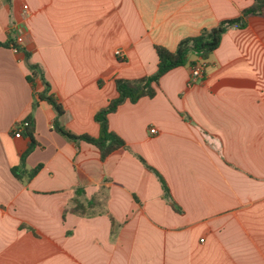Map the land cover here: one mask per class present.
<instances>
[{
	"label": "crops",
	"instance_id": "0c3cea01",
	"mask_svg": "<svg viewBox=\"0 0 264 264\" xmlns=\"http://www.w3.org/2000/svg\"><path fill=\"white\" fill-rule=\"evenodd\" d=\"M253 3L0 0V43L41 68L63 128L96 138L93 116L117 97L115 79L154 74V46L174 51ZM204 62L196 83L188 66L173 69L154 98L110 114L127 149L101 161L53 131L48 104L32 108L41 83L26 80L22 51L0 47V264H264V9ZM28 117L37 146L25 168H41L20 181L11 169L29 139L12 128ZM74 200L95 213L69 212Z\"/></svg>",
	"mask_w": 264,
	"mask_h": 264
},
{
	"label": "trees",
	"instance_id": "16d2710c",
	"mask_svg": "<svg viewBox=\"0 0 264 264\" xmlns=\"http://www.w3.org/2000/svg\"><path fill=\"white\" fill-rule=\"evenodd\" d=\"M264 9V0H254L251 7L244 9L240 15L231 20L222 21L212 29H204L199 35L181 40L174 51H169L161 46H154V50L157 56V67L156 71L152 75L143 76L138 79L126 80V79H115V89L117 97L110 100L108 104L99 109L93 116L94 122L99 127V135L94 138L87 134L75 135L67 129L63 128L59 123V118L64 114V109L60 102L51 93V87L45 80L41 68L37 64H33L29 61L30 54L13 42L0 43V47H12L18 51H22L25 56L26 65L29 71V75L26 80L30 85H34L36 81H39L43 87L42 91L35 93V99L32 108L35 109L39 102H45L48 104L55 113V119L52 124V129L56 133L63 136L65 139L78 143L84 142L97 149L99 152L100 160L104 161L111 153L119 149H127L125 141L109 130L108 127V116L117 111L118 107L129 102L131 104L136 103L141 98L152 99L156 95L159 80L162 76L179 67L188 66L190 69L197 64L199 61H207L212 53L218 48L222 35L231 27L243 28L246 24L247 18L251 16H259L262 14ZM193 58V60L191 59ZM102 81H98V86L101 87ZM27 123L21 131L24 132L29 139L27 150L20 157V165L16 168L11 169V173L17 180H31L39 171L41 166H38L32 170H26L25 159L28 154L37 146V143L33 137V125L31 117H28ZM20 134V135H21ZM138 160L142 165L152 171L160 181L162 189L167 194V186L162 177L151 167H149L142 158L138 157ZM82 192V188L76 190V195ZM94 202H88L83 204L77 200L73 201V206L69 209V212L76 213L80 216H89L94 214ZM174 210H178L173 203H171Z\"/></svg>",
	"mask_w": 264,
	"mask_h": 264
},
{
	"label": "built area",
	"instance_id": "2783aa9c",
	"mask_svg": "<svg viewBox=\"0 0 264 264\" xmlns=\"http://www.w3.org/2000/svg\"><path fill=\"white\" fill-rule=\"evenodd\" d=\"M115 55L117 57H122V52L117 50L115 52ZM205 67H206L205 62L199 61L197 64H195L190 69V79H189L190 84L196 83L199 79H201L203 77ZM26 126H27V123H18L16 125H14L12 128V133H13L14 137L18 138L21 134L22 129ZM150 133L154 134L155 130H151Z\"/></svg>",
	"mask_w": 264,
	"mask_h": 264
}]
</instances>
